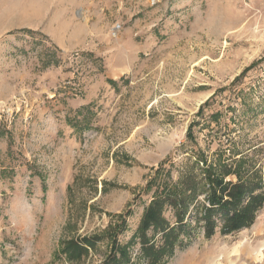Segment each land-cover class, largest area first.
<instances>
[{"label": "rangeland", "instance_id": "rangeland-1", "mask_svg": "<svg viewBox=\"0 0 264 264\" xmlns=\"http://www.w3.org/2000/svg\"><path fill=\"white\" fill-rule=\"evenodd\" d=\"M200 158L264 190V0H0V264L103 262ZM165 264H264V205Z\"/></svg>", "mask_w": 264, "mask_h": 264}, {"label": "trees", "instance_id": "trees-1", "mask_svg": "<svg viewBox=\"0 0 264 264\" xmlns=\"http://www.w3.org/2000/svg\"><path fill=\"white\" fill-rule=\"evenodd\" d=\"M198 162L203 165L199 175L189 170L177 183L155 194L125 243L119 244L116 237L125 228L124 219L110 228L111 253L99 264H165L176 249L189 245L200 232L210 238L216 232L230 234L254 223L264 205L258 172L254 168L246 173L238 167L217 166L206 158ZM230 173L236 174L235 182L225 180ZM201 194L204 196L199 200ZM167 211L170 216H166ZM98 240L99 236L69 239L63 242L61 253L70 262L80 261ZM135 243L139 248L132 258L130 247Z\"/></svg>", "mask_w": 264, "mask_h": 264}]
</instances>
